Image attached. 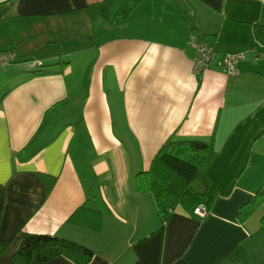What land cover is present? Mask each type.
Segmentation results:
<instances>
[{
    "label": "crops",
    "instance_id": "1",
    "mask_svg": "<svg viewBox=\"0 0 264 264\" xmlns=\"http://www.w3.org/2000/svg\"><path fill=\"white\" fill-rule=\"evenodd\" d=\"M0 16L19 58L0 65V264L27 232L85 244L88 264H264V201L239 216L264 185V0H0ZM69 30L81 69L51 53ZM192 40L244 56L200 78ZM171 135L214 142L218 197L161 227L137 178ZM239 246L247 262L227 260Z\"/></svg>",
    "mask_w": 264,
    "mask_h": 264
},
{
    "label": "trees",
    "instance_id": "2",
    "mask_svg": "<svg viewBox=\"0 0 264 264\" xmlns=\"http://www.w3.org/2000/svg\"><path fill=\"white\" fill-rule=\"evenodd\" d=\"M35 66H43L42 61L39 60ZM216 154L213 141L171 135L159 148L149 169L138 174V187L149 191L155 198L161 227L166 225L179 205L194 212L195 207L203 204L209 213L218 197L208 173ZM263 201L264 185L251 201L240 207L239 216L246 218ZM261 229L264 230V215ZM58 256H66L77 264H88L94 257V251L83 243L58 235L27 232L14 254V260L20 264H39ZM227 260L246 263L244 247H237Z\"/></svg>",
    "mask_w": 264,
    "mask_h": 264
},
{
    "label": "built area",
    "instance_id": "3",
    "mask_svg": "<svg viewBox=\"0 0 264 264\" xmlns=\"http://www.w3.org/2000/svg\"><path fill=\"white\" fill-rule=\"evenodd\" d=\"M191 44L195 48L194 55V70L197 74L201 73L204 69L209 67L214 62L220 64L224 71L232 74L236 70V63L243 58V51L226 52L219 58L213 47L205 42L192 40ZM18 59V54L14 50H6L0 52V65H8ZM34 64H39V61H34ZM194 213L200 217H205L208 214V209L205 205L201 204L195 207Z\"/></svg>",
    "mask_w": 264,
    "mask_h": 264
},
{
    "label": "rangeland",
    "instance_id": "4",
    "mask_svg": "<svg viewBox=\"0 0 264 264\" xmlns=\"http://www.w3.org/2000/svg\"><path fill=\"white\" fill-rule=\"evenodd\" d=\"M72 31H73V34H72V32H70V30L66 33L64 31L61 33L62 37L59 38L58 44L51 49V53L52 54L55 53V55L56 54L61 55V53L67 54L68 52H71L70 54H68V56L71 59L72 65L74 66L75 69H81L83 66H87V62L84 63L83 62L84 59H82V57H81V53L83 54L81 49H83V45H84V43L82 42L83 41L82 39H84L86 33H85V31L81 32V30L80 31L72 30ZM68 34L73 35V41H72V39L68 40L69 42L65 40V36ZM66 51H68V52H66ZM68 56L67 55L64 56L65 58H63V59L64 60L69 59ZM56 59L57 58H55V61H56ZM16 63H19V62H16ZM3 67L4 66H0V69H2Z\"/></svg>",
    "mask_w": 264,
    "mask_h": 264
}]
</instances>
